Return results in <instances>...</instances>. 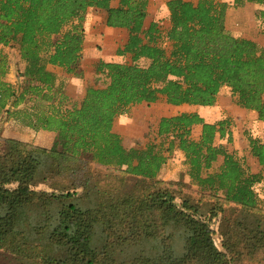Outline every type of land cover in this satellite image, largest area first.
<instances>
[{"label": "trees", "instance_id": "obj_1", "mask_svg": "<svg viewBox=\"0 0 264 264\" xmlns=\"http://www.w3.org/2000/svg\"><path fill=\"white\" fill-rule=\"evenodd\" d=\"M221 1L167 0L162 35L157 23L145 26L149 0H118L116 7L112 0H0V118L55 134L49 149L0 137V254L11 264H264V209L254 189L261 184L264 198V143L248 138L260 168L252 174L215 142L231 141L228 119L163 117L160 143L143 148H125L112 132L131 106L162 99L212 107L223 88L264 123V47L228 32ZM91 8L106 12L107 27L127 31L118 55L130 63L99 61L105 86L87 87L71 102L47 66L82 75ZM255 18L264 28V10ZM14 45L24 68L13 85L2 47ZM193 126H201L198 140ZM174 149L198 192L159 178L165 152ZM42 184L53 192L34 189ZM218 216L220 248L210 228Z\"/></svg>", "mask_w": 264, "mask_h": 264}, {"label": "rangeland", "instance_id": "obj_2", "mask_svg": "<svg viewBox=\"0 0 264 264\" xmlns=\"http://www.w3.org/2000/svg\"><path fill=\"white\" fill-rule=\"evenodd\" d=\"M196 3L197 0H184ZM167 0H149L147 8V17L145 20V26H148L150 22H155L160 28L162 35L165 34L169 27L168 11L166 8ZM226 4L225 12V27L228 32L235 36L245 39L252 40L256 42L259 46L264 47V28L255 18V13L258 10H264V6H259L255 4L246 3L242 6H235L233 0H222ZM106 14L104 10L99 11H87L84 17L83 30L85 31L86 23L85 19L87 14ZM124 32L127 31L125 30ZM162 46L168 50L169 44L166 40L162 43ZM104 45L99 42L91 41L88 43V49H96L100 51L103 49ZM2 51L7 56L8 62V72L6 74V81L10 84H15L17 82L19 74L23 71L24 63L21 61L17 47L8 46L2 47ZM114 49L112 50V52ZM97 62V61H96ZM98 63V62H97ZM96 63V64H97ZM122 63H130V56H125L122 59ZM91 70L92 75L88 77V83L86 84L84 80L81 82L80 76H75L73 74H68L62 68L55 67L54 73L59 84L63 86L64 94L68 97L67 93H78L84 94V91L87 87H103L106 84V79L96 74L95 68ZM140 65H146L145 61H140ZM49 66V65H48ZM47 66V67H48ZM74 78L79 79V81L74 80ZM71 80V83L69 82ZM74 80V81H73ZM92 84L90 85V83ZM80 94V95H81ZM79 95V96H80ZM69 98V97H68ZM80 98V97H79ZM71 102H79L80 100L69 98ZM70 102V101H69ZM68 102V103H69ZM218 103V102H217ZM219 103L220 107L217 108H206V107H197V106H179L173 107L167 105L162 99L158 100L153 104H139L140 107H135L137 105L131 106L126 110L125 114L132 115L133 107L138 114L136 124L137 127H133L134 138L124 140L122 145L125 148L139 147L143 148L147 144H159L161 138L157 136V125L161 118L176 116L182 113H196L199 116L202 114L206 116V123L216 119L219 115L221 120L228 119L230 121V126L227 127V130L231 134V141L228 142L227 138L222 140L221 144L224 146L228 153H233L248 169L252 174L258 173L260 168L257 164L256 159L250 155V150L248 147V138L258 139L264 143V124L257 123V116L254 112L246 111L238 107L234 98L231 95V92L228 88H223L219 93ZM66 105V104H65ZM214 106H217L215 104ZM234 110L233 115H231V110ZM229 111V112H228ZM134 114V113H133ZM217 121V122H218ZM212 124V123H210ZM195 134L191 132V138L193 140H198L201 134V126H195ZM0 137L4 139L11 138H20L24 140L25 143L40 146L41 148L49 149L55 139V134L45 131H34L29 127L23 126L18 121L14 120L11 117L3 116L0 118ZM13 138V139H14ZM16 140V139H15ZM165 147L167 144L165 143ZM167 158L166 163L159 172V178L165 181L172 182H183L185 184L186 193L190 194L193 192H198L196 186L190 184V180L187 173V166L185 164V158L182 152L178 150H172L171 152H165ZM222 163V158L212 165V167L207 171L208 173H213L218 170L219 166ZM262 185H256L254 187L255 192L260 198V205L264 209V198L262 195ZM35 190H43L47 192H53L47 185H38L34 188ZM76 198L80 202V190L76 191ZM193 195V194H192ZM193 197H195L193 195ZM178 202V200H177ZM221 216L215 218L210 228L213 230V241L214 244L220 248L221 244V230H220V220ZM12 262L5 258L3 254H0V264H11Z\"/></svg>", "mask_w": 264, "mask_h": 264}, {"label": "crops", "instance_id": "obj_3", "mask_svg": "<svg viewBox=\"0 0 264 264\" xmlns=\"http://www.w3.org/2000/svg\"><path fill=\"white\" fill-rule=\"evenodd\" d=\"M117 4H118V0H112L111 6L116 7ZM88 11H99V9L91 8ZM105 21H106V14L96 15L94 13H90V14L88 13L85 19L86 27L84 28L85 29L84 44H83V50H82V59L80 62L82 75L80 76V78H81V82L82 80H84L86 84L89 82L88 77L92 75L91 70L94 69V65L97 62L102 61L105 63H122V59L125 57V55H122V56L118 55V51L121 50L124 44L126 43L127 34L126 32H124L125 29L107 27L105 25ZM91 41L102 43L104 45L103 49H101L100 51H96V49L93 48L91 49L92 51H90L88 49V43ZM113 49L114 51L112 52ZM54 68L55 67L51 65L47 67V69L51 72L54 71ZM95 76H96V71H95ZM74 80L79 81V79H76V78H74ZM69 82L71 83V80ZM91 84L92 82L90 83V85ZM67 94L69 98L77 99V100H81L84 95V94H81V92H80L81 95L79 94V92L76 94L74 93H67ZM217 102H216L217 106L206 107V108L213 109V108L220 107L221 103H219V95L217 98ZM141 105H137L135 107H138V106L140 107ZM182 106H187V105H182ZM135 107H133L132 115L131 114L130 115L128 114L120 115L115 119L112 125V132L117 134L121 138L122 142L124 140L135 137L133 133L134 132L133 127L134 126L137 127L136 124L138 123V120H137L138 114H136L137 111L135 110ZM230 112H231V115H233L234 110L232 109ZM173 116H169V117H173ZM200 117L203 118L204 121H206V118H205L206 116L201 114ZM220 119H221V116L219 115L216 119L209 121V123H215ZM257 123L264 124L263 122H260V121H257ZM195 131H196V128L195 126H193L191 129L192 134L194 133V135H196ZM14 139L24 142V140L20 138H14ZM215 142L222 143V140H220L219 138H216Z\"/></svg>", "mask_w": 264, "mask_h": 264}]
</instances>
